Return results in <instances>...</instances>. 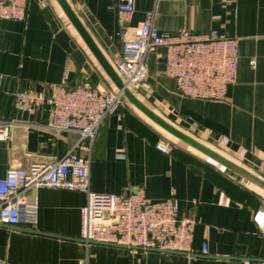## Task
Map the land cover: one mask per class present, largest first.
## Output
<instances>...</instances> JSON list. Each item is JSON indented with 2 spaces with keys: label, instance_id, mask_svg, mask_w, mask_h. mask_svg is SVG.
<instances>
[{
  "label": "crops",
  "instance_id": "0c3cea01",
  "mask_svg": "<svg viewBox=\"0 0 264 264\" xmlns=\"http://www.w3.org/2000/svg\"><path fill=\"white\" fill-rule=\"evenodd\" d=\"M68 1L112 63L149 13L167 33L217 29L238 38V73L225 100L183 96L165 74L162 46L147 54L148 88L141 92L169 122L264 179V0H136L125 25L119 0ZM53 85L116 88L59 2L29 0L25 20L0 19V118L24 122L12 139L0 140V178L11 168L53 163L79 140L76 132L48 129L45 107L23 116L15 109L17 91ZM168 134L129 103L109 114L94 141L90 187L115 194L143 189L155 201L173 194L181 215L200 219L192 252L88 244L80 237L86 195L42 187L33 191L37 225L0 223V264H262L264 231L254 213L264 209V189L248 187ZM163 139L175 143L171 153L155 148Z\"/></svg>",
  "mask_w": 264,
  "mask_h": 264
},
{
  "label": "built area",
  "instance_id": "2783aa9c",
  "mask_svg": "<svg viewBox=\"0 0 264 264\" xmlns=\"http://www.w3.org/2000/svg\"><path fill=\"white\" fill-rule=\"evenodd\" d=\"M28 4L29 0H0V19L25 20ZM135 4L136 0H119L122 24L132 19ZM151 17L149 13L135 36L124 41L122 55L113 63L125 84L135 93L148 88L147 54L162 46L166 48L165 74L175 78L183 96L225 100L228 87L235 82L238 73L239 39L221 35L217 29L208 33L188 29L167 33L156 27ZM14 99L15 109L22 116L45 107L48 129L57 133L76 132L80 138L55 162L37 161L27 168H11L0 178L1 224L9 227L37 225L39 202L33 191L42 187L63 188L86 195V203L81 208L80 237L88 244L193 251L200 219L195 215H181L173 194L155 201L143 189L115 194L96 192L90 187L94 141L105 118L128 102L122 91L90 85L74 88L53 85L41 90H19ZM20 124H24L23 120L0 118V140L12 139ZM221 142L225 144L227 139L222 138ZM155 148L171 153L175 143L163 139ZM254 220L264 231V209L255 211ZM202 252H208L206 243Z\"/></svg>",
  "mask_w": 264,
  "mask_h": 264
},
{
  "label": "water",
  "instance_id": "95a60500",
  "mask_svg": "<svg viewBox=\"0 0 264 264\" xmlns=\"http://www.w3.org/2000/svg\"><path fill=\"white\" fill-rule=\"evenodd\" d=\"M57 1L59 2L60 6L66 13L72 25L78 31V33L80 34L84 42L87 44L93 55L96 57V59L98 60V62L100 63V65L102 66L108 77L110 78V80L113 82L115 87L120 91H122L125 98L131 104H133L144 115H146L154 123L159 125L162 129H164L174 137L187 143L188 145L195 148L204 155L208 156L209 158L216 161L220 165L228 168L229 170L237 173L238 175L242 176L243 178L257 185L258 187L264 189V179L262 177L246 169L236 161L220 153L214 148L199 141L195 137L184 132L183 130H181L180 128L169 122L167 119H165L163 116H161L154 109H152L140 97H138V95L125 84L122 77L119 75L116 68L114 67L113 63L109 61V59L103 53L101 48L98 46V44L96 43V41L94 40L88 29L86 28V26L84 25V23L82 22V20L74 10V8L72 7V5L69 3V1L68 0H57ZM103 244L127 247L126 245H120L114 243H103Z\"/></svg>",
  "mask_w": 264,
  "mask_h": 264
},
{
  "label": "rangeland",
  "instance_id": "374dc122",
  "mask_svg": "<svg viewBox=\"0 0 264 264\" xmlns=\"http://www.w3.org/2000/svg\"><path fill=\"white\" fill-rule=\"evenodd\" d=\"M136 94H137L138 97H140L143 101L149 103V101H146V93L143 92V90H142V92H141V90H140V91H137ZM128 103H129V105H132V106H133V104H131L129 101H128ZM149 104H150V103H149ZM158 111H159V110H158ZM159 112L161 113V111H159ZM167 133H168V132H167ZM168 135H169V137H171V139H173V140H175V141H177V142H181V143H183L184 145H186V147L192 149L193 151H196L197 153L203 155V156L206 157L207 159H211V158H209L208 156H206V155H204L203 153H201V152H199L198 150H196L195 148L191 147V146L188 145L187 143H185V142L179 140L178 138L172 136L171 134H168ZM223 169H224L225 171H227V172L229 171V170H227V168H223ZM228 173H231V175H233L235 178L239 179L243 184L247 185L248 187H251L252 189H255V190H260V188H258V187L255 186L254 184L248 182L247 180H244V179L241 178L240 176H237L236 174H234V173H232V172H230V171H229Z\"/></svg>",
  "mask_w": 264,
  "mask_h": 264
},
{
  "label": "trees",
  "instance_id": "16d2710c",
  "mask_svg": "<svg viewBox=\"0 0 264 264\" xmlns=\"http://www.w3.org/2000/svg\"><path fill=\"white\" fill-rule=\"evenodd\" d=\"M127 103H128V102H127ZM127 103H126V105H127ZM126 105H125V106H126ZM125 106H124V107H125ZM121 108H122V107H121ZM174 149H175V148H174ZM174 149H173V150H174Z\"/></svg>",
  "mask_w": 264,
  "mask_h": 264
}]
</instances>
